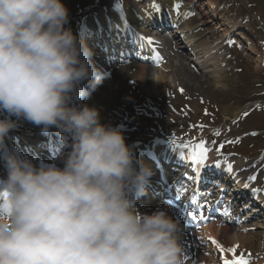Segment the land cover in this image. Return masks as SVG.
Here are the masks:
<instances>
[{
	"label": "clouds",
	"instance_id": "clouds-1",
	"mask_svg": "<svg viewBox=\"0 0 264 264\" xmlns=\"http://www.w3.org/2000/svg\"><path fill=\"white\" fill-rule=\"evenodd\" d=\"M63 0H0V110L71 138L64 167L7 157L0 264H185L182 226L129 195L153 175L99 109L73 100L103 82ZM88 81L89 87L82 86ZM16 123L0 119V144Z\"/></svg>",
	"mask_w": 264,
	"mask_h": 264
},
{
	"label": "rangeland",
	"instance_id": "rangeland-1",
	"mask_svg": "<svg viewBox=\"0 0 264 264\" xmlns=\"http://www.w3.org/2000/svg\"><path fill=\"white\" fill-rule=\"evenodd\" d=\"M155 1L63 0L69 10V23L66 27H70L76 33L82 31V26L87 23L89 16L101 11L108 13L113 5L121 8L150 7L149 9L152 10ZM188 3L193 5L191 9ZM166 7L167 13L171 15L170 10L174 7L170 4ZM181 9L187 12L188 9L190 10L187 20L196 40L215 41L226 54L228 62L225 65L226 70L222 72L221 84H216L214 79L204 73L202 66L199 65L200 62L184 48L175 29L176 26L173 25L174 23L171 24L170 18L166 16L165 24L168 30H163L160 40L168 45L164 49L158 48V51L159 62L169 68L167 86L173 93L162 97L155 96L148 79L129 77L127 80L122 75V66L118 62H113L110 64L109 72L105 73L99 89L90 97L80 99L77 106L92 104V99L98 94V90L104 89L108 82H112L113 92L109 89L106 96L107 111L98 106L91 107L99 109L102 124L118 127L123 132L126 143L133 148L134 153L138 149L144 153V142L154 135H162L172 143L175 141L176 145L185 144L189 148L204 143L205 147L220 156L218 161L221 163L228 165L239 161V164H245L236 172L247 179L255 175L256 179L249 181L252 182L251 185L262 191L261 189L264 190V0H184ZM200 11L205 12L211 24L208 26L199 24ZM154 21L156 26L153 31H156L157 25L162 22L157 19ZM235 24L237 25L233 27ZM210 30L214 32L209 33ZM99 32L88 35L89 40L86 44L89 47L94 44L97 48L104 47L107 49L106 55L113 56H118L121 48L129 49L131 53L136 52L128 34L114 33L113 37L109 38V44L104 46V32L101 34ZM157 63L139 61L135 62V65L155 70ZM188 72L196 73L200 77V82L194 87L195 90H192L191 84H188L186 78ZM120 87L124 90H120ZM111 108L114 109L113 112L115 109L118 110L119 114L114 117L110 115ZM235 110L238 112L234 113ZM8 116L12 121L19 119L7 111L0 110V119ZM18 132L22 134L20 129ZM141 160L150 167L148 159ZM184 163L178 167L171 166L169 170H178L184 178L192 179V174H195L193 168L187 169L188 162ZM184 167L188 172L183 171ZM214 170L216 171L217 168ZM152 171L154 178L157 175L156 169L152 168ZM230 194L231 191L227 192V195ZM237 201L231 215L236 221H247L252 212L250 214L245 210L240 204L242 203L240 198H237ZM254 211L253 216L256 218L251 221V225L255 228L253 233L256 239L264 238V211L261 212L259 207H254ZM211 226L215 225L211 224ZM242 226L243 224L232 226L236 235L240 234L239 229ZM204 247L208 251L207 254L210 253L209 256L218 253L211 251L213 247L210 242L205 243ZM259 260V257L255 258L256 262ZM222 263V259H219L216 264Z\"/></svg>",
	"mask_w": 264,
	"mask_h": 264
},
{
	"label": "bare ground",
	"instance_id": "bare-ground-1",
	"mask_svg": "<svg viewBox=\"0 0 264 264\" xmlns=\"http://www.w3.org/2000/svg\"><path fill=\"white\" fill-rule=\"evenodd\" d=\"M155 2H156L155 6L152 10L149 9L150 7L149 8H135V7L121 8L118 5H113L112 8L108 11V13H104L101 11L97 13L95 17L94 15L89 17L87 21L88 27L86 28V31L77 32L75 34L86 43L85 39L83 38L84 37L83 32H92L94 30L97 31L99 30L98 27H103V28H106V31L108 33H110L111 28H107V27L111 25L114 28H117L119 32L124 33L125 31L124 27L128 26L133 35L132 37L134 38V42L139 44L142 47V50L146 49L148 50V52H150L147 41L141 36V33L142 32L145 33L147 29L153 26L155 17L157 19L164 20L165 16L167 15L170 18L171 22L172 21L173 23L179 22V24L182 26V28H180L181 31L178 34V36L181 38L182 43L185 45L184 47L189 49L191 52H193L192 57L196 58V60L200 62L199 65L202 66L204 73H206L210 78L214 79L216 84L218 85L221 84L222 83V72L226 70L225 65L228 62L226 54L215 41L213 42L209 40H206V41L196 40V36L192 34L190 26L187 22V17L188 15H190V10L188 9V12H187L181 9V5L183 4L184 0H156ZM167 4H170L172 7H174L173 8L174 10L173 9L170 10L171 15L167 13L168 12L167 7H166ZM188 6L191 9L193 5L191 6V3H188ZM199 22H201L200 24L202 26L203 25L208 26L209 24H211L210 18L206 19L205 12H202L201 17L199 18ZM236 25L237 24H235L233 27H235ZM212 32H214V30L209 31V33H212ZM91 48L93 49V52H94V55L91 58L92 66L96 65L95 69L99 70L101 73H103L104 69H107V71H109L108 67H109V64L111 63V59H114L112 58L113 56L104 54V52L101 51V48L99 47L97 48L95 44L92 45ZM120 51H121L120 52L121 57L117 58V60H121L122 62L121 64H123L121 72L125 79L128 80L129 77H137V78L141 77L139 78L140 80L148 79L150 86L152 85V93L155 96L162 97V96L170 95L173 93L171 92L172 90L168 89V86H167V83H168L167 73L169 71V68L166 65L160 64L157 66L155 70H151V69L148 70L145 68H141L135 65L132 59L129 58L131 54L130 51L122 49V48L120 49ZM136 56H138V54H136ZM100 57H103V59H101ZM142 59L144 61L145 60H149V61L155 60V59L153 60V58L149 56H145ZM186 78L188 79V84H191L192 86L191 89L195 90L194 87L200 82V77L196 73L188 72ZM176 83H180V82H176ZM111 84L112 82H108L104 89L98 90V94L95 96V98L92 99V104H89L88 106L90 107L92 105L98 106L99 108L107 111L105 102H106V96L109 93V89H111V92H113ZM82 86L85 88H88L89 87L88 81H84L82 83ZM97 89H99V87ZM121 89L124 90L123 87H120V90ZM112 106L115 107V105H112ZM113 110H114L113 108L110 109L112 113L110 115L114 117L119 114L118 110L115 109V112H113ZM237 112L238 110H235L234 113H237ZM20 118L22 117H19V119H16L14 121L16 123V126L9 131V133L3 140L2 144H0L5 147V155H4L3 160L7 159L8 155L10 154L9 152L11 150H13L14 151L13 154H16V155L17 154L20 155L22 152H25L24 158H26L28 156L26 154V149L27 151L32 149L30 145L26 146L25 150H22V147L19 146L21 139L17 138V134H18L17 129H21L22 133L30 134L33 132L35 124L23 118L22 119ZM5 119H9V118H5ZM108 120L110 121L109 118ZM55 130H58V129L52 126H49L46 132L49 131V134H51L52 132H55ZM28 136L31 137V135H28ZM23 139H25V136L23 137ZM154 139H157V137L149 138V140H151L152 142L153 141L156 142ZM30 141H33V140L31 139ZM150 147L154 151L156 150L159 152L162 150V147L160 146V144L159 145L154 144V145H151ZM19 150L22 152H20ZM193 154L194 152L192 151V152L183 153L181 155L184 156V158H186L187 161H189L192 159ZM214 155L215 153H211L210 151H208L207 160L203 164L197 165L194 161L196 165V174L198 176H200L201 174L200 173L201 165L209 166V167L214 166L213 165L215 161ZM135 156L137 158V155ZM232 166H233V169L237 170L240 166H245V164L241 165L239 164V161H237V163L235 162V164H232ZM222 169L224 170V168ZM223 170H221V172ZM244 171L246 173V169ZM236 177L237 179L233 183V187L236 189V190L234 189L235 193H238V194L241 193L245 195L243 193L245 191L236 192L237 189H239L237 187L251 189L252 192L249 191L250 197L248 198L246 195L245 196L249 200H251L252 197L254 196L255 198H257L256 196H258V200L264 203V192H262L264 191L263 189H261L262 191L254 192L253 189H255V187L251 185L252 182L249 181V179L245 178V176L244 177L236 176ZM218 179H220L219 176H217V181ZM176 182H179V181L177 180ZM246 184L249 186L246 187L245 186ZM172 187H176V185H173ZM227 187L228 185L227 186L223 185L222 188L219 190V192L222 190L225 191ZM149 189H150V185H146L142 192H138L135 189H131L129 191V195L134 201V207L135 208L138 207L137 210L141 214H144V213L151 214L150 210L153 208L156 209V205L151 203L152 201L149 196V194L153 192ZM147 192H148V195H145L143 198H141L143 193H147ZM213 192L214 191H210V194L208 195L211 196ZM240 196L243 197L246 201L247 198L245 196H242V195ZM236 198L238 197L234 195L230 197L227 196L226 202L235 201L236 203L237 202L235 200ZM146 207L147 209L149 208L148 211H146L145 209ZM260 207L259 208L261 212H263L264 204L263 206H260ZM225 208L226 206L223 207V209L219 212L220 215L217 218L216 225L205 229L206 231L205 234L207 235V238L214 237L217 241H219L222 245L226 247L233 246V245H239L238 253L244 254L245 256H248L249 254L253 256L254 259L253 261H251V264H254L256 262L254 261L255 258H258V257L260 258V260L258 261V264H264V238L260 237L259 239H256V235L253 233L255 228L249 222L243 225L242 228L240 229V234L237 233L238 235H236L234 233V230L231 228L232 225L236 224V220L235 218H231L230 214L225 213L224 211ZM240 222H243V221H240ZM209 241L211 245L215 248L213 250L218 251V253H215L207 257L206 250L202 248V243L204 241L197 234L192 237V242H191L193 247L198 252V255L195 259L196 261L185 260L184 261L185 264H207V262L212 261L214 263V262H217L218 259H221L223 254L219 251V249L216 247V245L212 242L211 239H209ZM183 248H184V253L188 254V247H186V245H183Z\"/></svg>",
	"mask_w": 264,
	"mask_h": 264
},
{
	"label": "snow or ice",
	"instance_id": "snow-or-ice-1",
	"mask_svg": "<svg viewBox=\"0 0 264 264\" xmlns=\"http://www.w3.org/2000/svg\"><path fill=\"white\" fill-rule=\"evenodd\" d=\"M148 43H152V41L149 39ZM244 115H247V113H244ZM175 143V141H173ZM181 148H187L188 145L181 144L179 145ZM199 149L198 153L193 154L192 159L195 161L197 165L203 164L207 160V154L208 149L205 147L204 143H200L196 146ZM232 165L228 164L227 168L231 172L232 171ZM256 179V176L253 175L249 178V180L254 181ZM248 187L249 185H245ZM254 192H259V189H253ZM7 192L0 193V199L6 201L7 200ZM225 213H228V209L226 208ZM209 239L212 240V242L216 245V247L219 249V251L223 254L221 259L223 264H251V256L250 254L248 256H245L244 254L238 253L239 245H233V246H224L219 241H217L214 237H209ZM231 254V255H229Z\"/></svg>",
	"mask_w": 264,
	"mask_h": 264
}]
</instances>
